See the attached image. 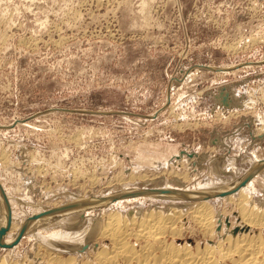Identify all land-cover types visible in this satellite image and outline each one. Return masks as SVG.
<instances>
[{"label":"rangeland","instance_id":"rangeland-1","mask_svg":"<svg viewBox=\"0 0 264 264\" xmlns=\"http://www.w3.org/2000/svg\"><path fill=\"white\" fill-rule=\"evenodd\" d=\"M262 120L264 0H0V173L14 222L37 213L18 198L48 207L126 186L235 181L249 158L264 157V139L253 138ZM183 151L207 157L196 167ZM223 162L229 174L219 171ZM146 174L157 182L147 184ZM256 174L252 197L260 200L264 177ZM172 199L110 204L131 212L196 202ZM222 200L211 199L232 211L230 226L236 211ZM185 237L202 240L190 229ZM37 243L22 237L14 256L29 262Z\"/></svg>","mask_w":264,"mask_h":264},{"label":"bare ground","instance_id":"bare-ground-1","mask_svg":"<svg viewBox=\"0 0 264 264\" xmlns=\"http://www.w3.org/2000/svg\"><path fill=\"white\" fill-rule=\"evenodd\" d=\"M254 137L264 139V131L258 135L254 133ZM183 154L186 157L196 158L191 160L195 166L197 165L196 167L201 166L200 164L207 157L205 153H195L189 156L190 153L183 151ZM256 158H249V169L235 181L233 179L227 182L228 179L222 180L221 178L219 183H212L213 186H202L194 190L185 189L184 186V188L126 186L115 190L114 194L110 192V196L96 197L95 199H83V196L82 198L76 196L69 203L66 201L64 204L48 207L40 202L37 204L31 200L18 198L22 205L31 204L36 207L37 213L29 219H20L16 222L12 220L10 214L5 212L7 209L9 210L7 200L11 197L5 191V184L1 181L0 173V249L5 250L4 255L0 256V264H264V194L260 200L252 197L254 189L251 181L255 175L250 178L254 171L264 177V157ZM234 160L231 161L232 164ZM227 166L228 164L223 162L219 171L228 173ZM176 174L178 175V173ZM157 175L146 174L143 177L148 184L153 181L157 182ZM186 176L188 177L187 173L184 177ZM129 177L132 178V174ZM140 177L142 178V176ZM184 177L177 176L176 179H181L184 182ZM74 178L76 177L74 176ZM185 179L187 180V178ZM177 182L179 184V181ZM261 184L264 185L263 181ZM32 187L35 186L32 185ZM132 197H144L146 200L147 198H151V200L153 198L195 199L196 202L191 206H189L190 203H186L189 206V208L185 206L187 210L181 208L179 202L170 203L172 206L170 208L151 207L145 210H136V208L135 210L130 209L131 212H123L121 206L120 209L118 207L111 208L110 203L115 199L121 203L126 198L131 200ZM211 199H217L218 202L224 199L233 204L236 214L230 215V226H227L226 219L232 211L228 213L225 209L220 210L212 203ZM103 204L109 206V210H103L104 214L102 215V212L100 214L102 216L92 215V213L83 214L86 209ZM117 205L119 206V204ZM187 216L190 217L195 228L190 226L192 223L186 226ZM25 224L27 225L22 230ZM3 228H11L13 231L5 230L3 233L1 231ZM189 229L193 233L200 234L202 240L197 239L193 242L186 238L185 234ZM44 231L48 234H44ZM8 232L11 233L10 237L6 236ZM26 235H33L40 246L36 251L34 250V256L30 257L29 262L27 259L21 262L14 256L16 254L14 252L16 244ZM26 255L24 254V256Z\"/></svg>","mask_w":264,"mask_h":264},{"label":"water","instance_id":"water-1","mask_svg":"<svg viewBox=\"0 0 264 264\" xmlns=\"http://www.w3.org/2000/svg\"><path fill=\"white\" fill-rule=\"evenodd\" d=\"M255 172H256V171H254V172L252 173V175L250 176V178H252V177L254 176ZM2 192H3V194H5V195H6V193H5V191H4V190H2ZM5 195H4V196H5ZM7 205H8V208H9V207H10V205H9V201H7ZM9 209H10V208H9ZM9 211H10V210H9ZM26 225H27V224H25V226L23 227V229H22V230H24V229H25ZM1 231H2V232H3V231H5V228H3ZM3 233H4V232H3ZM19 238H20V237H19Z\"/></svg>","mask_w":264,"mask_h":264}]
</instances>
